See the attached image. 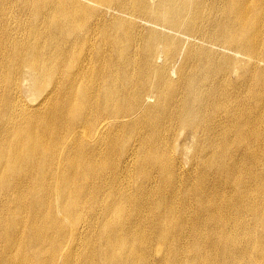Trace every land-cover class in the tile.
I'll list each match as a JSON object with an SVG mask.
<instances>
[{
    "label": "bare ground",
    "instance_id": "obj_1",
    "mask_svg": "<svg viewBox=\"0 0 264 264\" xmlns=\"http://www.w3.org/2000/svg\"><path fill=\"white\" fill-rule=\"evenodd\" d=\"M0 264H264V0H0Z\"/></svg>",
    "mask_w": 264,
    "mask_h": 264
}]
</instances>
